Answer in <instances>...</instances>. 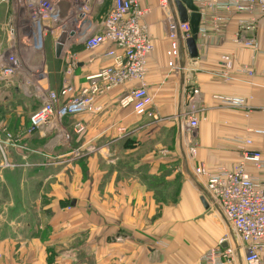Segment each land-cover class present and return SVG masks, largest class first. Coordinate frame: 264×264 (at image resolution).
Listing matches in <instances>:
<instances>
[{"label":"crops","instance_id":"0c3cea01","mask_svg":"<svg viewBox=\"0 0 264 264\" xmlns=\"http://www.w3.org/2000/svg\"><path fill=\"white\" fill-rule=\"evenodd\" d=\"M72 1L78 2L62 0L60 12L65 17L76 14L73 22L79 31L83 28L79 25L86 23L81 9L86 5L87 10L97 0H79L77 6ZM3 5L0 21L6 26L16 8L13 0ZM140 5L150 8L145 22L155 45L147 76L152 114L139 117L131 107L119 105L130 86L124 84L97 98L102 111L78 117L87 131L76 139L65 136L73 122L57 121L28 131L30 121L19 119L13 128L14 140L5 136L0 140V264H196L212 244L190 246L196 239L192 225H183L181 209L180 216L168 215L167 210L152 216L153 206L143 198L142 187L147 186L136 179L135 172L167 169L175 180L183 174L196 185L203 182L194 172L198 164L215 169L221 163L239 161L232 136L249 135L253 148L264 149V136L248 131V127H264V54L235 41L243 33L256 37L264 47V17L256 18L255 29L246 30L243 25L251 16L245 13L231 12L222 23L214 12L205 11L200 26L207 31L198 37V56L191 57L180 41L177 67H171L168 27L159 1L140 0ZM112 6L113 0L107 12ZM103 20L89 28L90 34L103 30ZM13 44L17 45L10 41L9 47ZM225 55L233 59L229 79L221 74ZM55 57L59 58L56 52ZM60 58L67 64L74 58L79 62L72 75L77 87L87 74L110 63L100 50L84 47L74 54L66 50ZM32 60L43 63L40 56ZM243 66H250L253 75L243 72ZM15 77L14 83L29 86L22 91L17 88V93L36 96L49 87L47 73ZM215 95L243 96L248 107L224 106ZM192 111L199 118L197 128L187 124ZM193 146L196 154L192 156ZM186 184L182 183L185 199L194 206L200 194ZM168 222L176 223L178 229L168 230Z\"/></svg>","mask_w":264,"mask_h":264},{"label":"built area","instance_id":"2783aa9c","mask_svg":"<svg viewBox=\"0 0 264 264\" xmlns=\"http://www.w3.org/2000/svg\"><path fill=\"white\" fill-rule=\"evenodd\" d=\"M57 0H31L26 6L29 14L44 21V18L59 21L61 15L53 5ZM168 27V39L171 46V60L169 65L177 67L176 59L180 55V39L192 35L189 21H177L173 17L170 0H158ZM10 0H0V4ZM199 11L204 16L205 11L215 13L216 21L225 23L231 12L245 13L251 16L250 22L243 25L246 30L255 29L256 18L264 17V0H194ZM35 7H39L35 9ZM150 12L149 7L140 5V0H114L113 8L104 21L103 30L88 36L84 42L89 51L100 50L102 57L110 61L98 71L89 73L84 83L77 87L72 81V75L77 69L78 61L74 58L67 65L64 84L61 90H46L42 104L31 113L30 131L50 124L55 125L67 117H77L66 139L71 133L82 136L87 127L78 118L85 113H97L103 107L97 98L106 92L129 84L127 91L119 100L121 107H131L134 114L142 117L152 114L153 97L148 90V58L155 50L150 35L149 25L145 17ZM206 29L200 26L199 35H205ZM243 47L250 48L264 54V47L254 36L243 33L235 39ZM107 45L105 50L101 48ZM16 45L13 44V47ZM40 51L33 50L30 59L40 56ZM64 52V51H63ZM63 52L61 56L63 55ZM42 53V51H41ZM41 57V56H40ZM223 68L221 74L231 78L230 71L233 59L229 55L222 57ZM22 68V60L14 53L0 55V78L11 80ZM243 72L253 75L250 66H243ZM134 83V84H133ZM224 106L235 108L248 107V99L238 95H215ZM190 128L199 126V118L194 111L187 115ZM250 133L264 136V127H248ZM10 138L11 136L8 135ZM230 141L240 152V159L233 165L219 164L215 169L205 163L194 167L196 175L203 178L208 197L234 231V242L226 238L203 251L196 264H264V149L253 148V139L249 135H234ZM191 155L196 154V146L191 147ZM224 242L228 244L223 245Z\"/></svg>","mask_w":264,"mask_h":264},{"label":"rangeland","instance_id":"374dc122","mask_svg":"<svg viewBox=\"0 0 264 264\" xmlns=\"http://www.w3.org/2000/svg\"><path fill=\"white\" fill-rule=\"evenodd\" d=\"M14 6L16 10L15 16L12 17L11 22L3 25V21H0V44H2V48L0 49V55H8L9 53H14L20 57L22 60V68L17 70V75L19 73L22 74H30L32 72H39L43 75L48 74V90H61L64 84L65 71L67 70V62L64 59L55 57L56 52V43L62 37L65 40L63 44V51H69L74 54L79 52L83 47L85 48L84 42L86 41L88 36L95 35L90 34L89 28L96 24V21L103 17V24L106 18L108 17L111 9H109V4L111 2L103 3L102 0L95 1L94 5H90L87 10L86 5L81 9V17L86 22L83 25H79L82 29L77 31L76 23L74 24L73 19H75V15L71 17L64 16L60 12V8H62L61 1L57 0L54 2L53 13H55L56 9L59 10V14L61 17L59 18L60 22L55 20H50V18H44V21L37 19L35 22L34 17L29 14V9L26 6L31 0H13ZM38 1V0H33ZM79 2V0H76ZM85 1V0H84ZM114 1V0H113ZM26 2V3H24ZM78 2H73V5L77 6ZM12 5V4H11ZM10 7V6H9ZM7 8V7H6ZM1 9H5L3 4H0ZM35 9L39 10V7H35ZM77 7L75 8V10ZM86 12V14H84ZM108 13V14H106ZM79 16V14H78ZM3 19V18H0ZM75 31V42L72 39V32ZM98 34V33H96ZM86 38V39H85ZM11 39V40H10ZM82 39V40H80ZM11 42L17 43L16 48L9 47ZM78 43V44H76ZM33 50H41L42 53L40 56L43 59V63H39L30 59V53ZM36 52V51H35ZM62 54V53H61ZM30 61V63H29ZM33 62L36 63L33 65ZM39 63V64H38ZM39 65V66H38ZM32 67H34L32 69ZM34 70V71H33ZM0 78V140L3 136L8 139L14 140V132L13 128L16 126V123L19 119L24 117L25 120H29L31 114H25L24 112L29 113V111L34 110L38 107L39 102L42 103L46 90L39 91V95L29 96L25 95V93H17V88L22 91V89L26 88L27 83L21 82L20 86L17 83H14L13 77L11 80H7L6 77L1 76ZM14 83V84H13ZM29 87V86H27ZM33 108V109H31ZM18 112L21 113L18 114ZM32 112V111H31ZM77 117H67L60 122H73ZM71 119V120H70ZM31 125L28 128L30 131ZM5 130H7L6 135ZM79 137L77 134L71 133V140ZM5 145L3 144V148ZM6 148V147H5ZM83 156L78 157L75 160L81 159ZM76 164H79L80 161H75ZM85 170V169H84ZM159 173V172H158ZM150 173L148 170H144L140 173L135 172L136 179L138 178L141 182L143 181L144 185L147 187H142L145 189V194L143 196L144 200H147L153 206L152 216H162L164 210H167L168 215H176L183 216L184 220H190V224L184 221L183 225H192V231L195 235V241H191L189 244L192 247L193 245L200 246H208L212 244L210 247L217 245L220 240L226 238L230 242H234V231L231 228V225L225 220V218L220 215L218 212V207L211 201L208 197L207 192L200 189V186H205V181H199L198 184L195 185L196 181H192L193 179L181 176L177 177L176 180L171 177L170 172L167 169L160 170V173ZM93 178V176H92ZM195 180V177H193ZM203 179V178H202ZM174 181H176L174 183ZM192 181V183H190ZM187 182L188 186H195L197 188L195 191L200 196L197 198V204L194 206L188 205V201L185 199L187 196V190L182 187V183ZM13 187V185H12ZM192 189V187H190ZM87 197L90 196L91 193L86 192ZM202 195L205 196L206 202L208 203V207L205 206L202 201ZM180 205L182 207H180ZM150 207V206H149ZM191 207V209H190ZM181 211L179 212V210ZM222 214V213H221ZM172 222L167 223L168 230H174V228L178 229V226H175ZM209 247V248H210Z\"/></svg>","mask_w":264,"mask_h":264},{"label":"water","instance_id":"95a60500","mask_svg":"<svg viewBox=\"0 0 264 264\" xmlns=\"http://www.w3.org/2000/svg\"><path fill=\"white\" fill-rule=\"evenodd\" d=\"M172 5V10L177 17V21H189L191 24L192 35L188 38H181L180 41L183 42L188 49V53L191 57L198 56V46L197 40L199 37L200 24L202 20V14L199 11V7L195 4L194 0H170ZM65 43L64 38H60L56 43V55L61 56L63 44ZM184 66H182L183 68ZM205 206L208 207L206 198L204 195L201 197ZM228 243L224 242L223 245L226 246Z\"/></svg>","mask_w":264,"mask_h":264}]
</instances>
